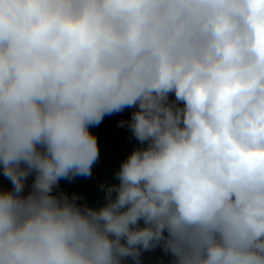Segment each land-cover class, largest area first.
Here are the masks:
<instances>
[{
  "label": "clouds",
  "instance_id": "9594fccd",
  "mask_svg": "<svg viewBox=\"0 0 264 264\" xmlns=\"http://www.w3.org/2000/svg\"><path fill=\"white\" fill-rule=\"evenodd\" d=\"M0 171V264H264V0H0Z\"/></svg>",
  "mask_w": 264,
  "mask_h": 264
},
{
  "label": "trees",
  "instance_id": "16d2710c",
  "mask_svg": "<svg viewBox=\"0 0 264 264\" xmlns=\"http://www.w3.org/2000/svg\"><path fill=\"white\" fill-rule=\"evenodd\" d=\"M134 109H125L122 113L105 116L97 127L90 130L97 136L100 156L93 166L92 175L89 178L77 177L73 181L61 180L59 190H63L71 196L73 193L82 197L81 203H88L92 207H100L104 203L102 184L118 183L115 173L123 160L137 147L139 142L132 136L130 129L125 125L118 126L121 120H128ZM32 177L29 178L30 184ZM0 188H11V184L0 171ZM27 191V189H26ZM142 224V222H141ZM141 264H170L171 256L165 254L161 248L143 252ZM126 264H133L129 259Z\"/></svg>",
  "mask_w": 264,
  "mask_h": 264
}]
</instances>
